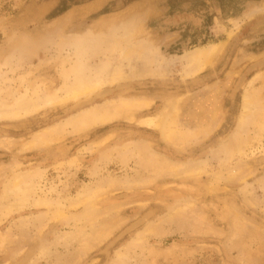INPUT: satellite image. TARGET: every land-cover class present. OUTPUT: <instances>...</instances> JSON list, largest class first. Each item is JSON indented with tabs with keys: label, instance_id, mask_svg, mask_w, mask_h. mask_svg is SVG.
<instances>
[{
	"label": "rangeland",
	"instance_id": "obj_1",
	"mask_svg": "<svg viewBox=\"0 0 264 264\" xmlns=\"http://www.w3.org/2000/svg\"><path fill=\"white\" fill-rule=\"evenodd\" d=\"M129 21L132 44L159 55L135 53L141 77L0 119V264H264V0H0V111L61 99ZM210 45L215 58L182 77V57ZM120 99L152 104L72 123ZM178 99V120L199 133L182 146L162 132ZM173 163L202 170L175 176Z\"/></svg>",
	"mask_w": 264,
	"mask_h": 264
},
{
	"label": "bare ground",
	"instance_id": "obj_2",
	"mask_svg": "<svg viewBox=\"0 0 264 264\" xmlns=\"http://www.w3.org/2000/svg\"><path fill=\"white\" fill-rule=\"evenodd\" d=\"M61 24H63V22H60V24L58 23L57 25H61ZM132 24H134V23L129 21L124 26H122L120 24L122 27H119L120 25L114 24L112 22L101 23V25L99 26V29L105 31V33L106 32L112 33V32H114L113 29L118 28V27H119V29H123L122 37H115L116 38V39L114 38L115 40H113L112 37L110 39L108 38L107 40L110 42L109 44H107V41L99 43L101 45V47L98 45L97 48H99L100 50H97V52H93L94 54L91 55L93 58L95 55H97V56H95L96 60L98 58V55H100V58L97 60L98 64L94 65L92 63L93 64L92 65L89 62L90 60L89 61L84 60V68L80 70L81 74H76L74 76L73 81L71 82L70 86L66 89V91L64 92V95L61 99L57 98L55 101H53V100H51L49 98H45V97L39 99L37 96H36L37 100H32L33 98H26L23 102L17 103V106H15V108L12 111H10V110L0 111V119L16 120V119H19L20 117H24V116L31 115L33 113L38 112L42 106L43 107L49 106L55 102L63 103V102H66L68 100L78 99L81 96L90 95L91 93H93L95 91L98 92V91H100L101 86L104 84L117 85V84H120V83H122L128 79L130 80V79H135V78L141 77V75H139V71H138L139 70L138 67H140V65L138 64V62L136 60L138 58V55L136 54L137 57H135V53H137L141 50H143V52H145L143 49L145 47L141 46V49H139L138 48L139 46L136 48L137 45L134 46L135 44L134 45L132 44L133 43L132 41L135 38L136 33H137L136 28H131ZM140 26H141V23H140ZM137 29H139L138 30V31H140L139 33L142 32V29L140 27L139 28L137 27ZM116 32H117V30H116ZM102 40H106V39L102 38ZM100 41H101V39H100ZM140 45H144V44L140 43ZM151 49H153V48L150 47L149 50H151ZM145 50L147 51L148 49L145 48ZM143 52L141 51L140 53H142V55H143ZM148 52H149V56L152 60L158 59V57H155L158 55V53L156 52V49H155V51L151 50V52L150 51H148ZM148 52H145L146 56L143 55L141 57L142 58L148 57L147 56ZM154 52H156L157 54L154 55L155 54ZM215 54H217V47L215 45H213V46L210 45L208 48H206L204 50L198 49V50L192 51L189 54L184 55L182 58L185 61V64L183 65V67L184 66L185 67L182 70L183 71L182 77H189V76H193V75L200 73L203 70V68L206 65H208V63L210 61H212V59L215 58L214 57ZM92 57H90V58L93 59ZM153 57H155V58H153ZM139 58H140V56H139ZM146 60L147 59H145V61ZM138 61H139V59H138ZM142 61H143V59L140 61V63ZM156 64H158V63H155V65ZM165 73H167V71L164 69L163 71H161V76H164ZM32 90L35 91V88H32ZM250 98H251V96H250V94L247 93V91L244 92V94L242 95V108H241V112H240L241 114L239 115V118H238V124H240V126H242L247 121V116H248L247 112H248V109L250 110V108H249L251 105L250 102L252 101V99L250 100ZM117 102L118 103H116V105H115L116 107L113 106V108L111 105L109 108L106 107V108H102L100 110H97V108L95 110L93 108L94 109L93 111H90L89 113L88 112L84 113L83 115L76 118L74 120V122H72V123L76 127H79V128H87V126L93 127V126H97V125H102V124H105L111 120L119 118V116L122 113L133 114L135 112H140L142 110L144 111V110L148 109L149 106L152 104L149 101L140 100V99H120ZM180 103H181V100L178 99L176 102V106H175V110H174L173 114L168 119V121L166 122L165 126L162 129L164 139L167 142H169L170 144L175 145V146L176 145L182 146L183 144L187 143L191 138H196L197 135L199 134L196 131H194L193 129L191 131V128H186L185 127L186 125L182 124L178 120L179 119V113H180ZM249 116H250V112H249ZM129 118H126V120L127 121L129 120L130 122H132L133 117L131 116V118L130 119ZM153 120L152 119L144 120V121L140 122V124H142V125H145V124L146 125H148V124L154 125L155 127L158 128V126L154 123ZM158 125H159V123H158ZM54 129L52 130V132L54 131ZM48 137L49 136L47 134H45V132H44L41 135L37 136L36 140L38 141V144H41ZM46 142H44L42 144H45ZM222 147H224V145ZM235 148L237 151L238 146H236ZM235 148H234V150H235ZM219 150H221V148H219ZM224 150H225V148H224ZM220 152H223V151L221 150ZM228 152H229V149H228ZM219 156H221L224 159V157H223L224 154L219 153ZM217 157H218V155H217ZM219 160H221L220 157H219ZM161 165L162 164H160L159 168L163 170V166H161ZM185 166L186 167L177 166V165L174 166V163H173L172 165H168L166 170L169 171V173L174 174L175 176L199 175L201 170H202L200 168L201 165H199V166L198 165L197 166L185 165ZM13 188L16 191L21 190V189H19V183H16ZM87 191H86V193H85L86 195H84V197H87V198L91 197L92 198V196L96 194L97 190L94 191L93 189L92 190L89 189V191L88 192ZM91 198H89V199H91ZM79 201H80V199L78 198L75 202H79Z\"/></svg>",
	"mask_w": 264,
	"mask_h": 264
},
{
	"label": "water",
	"instance_id": "obj_3",
	"mask_svg": "<svg viewBox=\"0 0 264 264\" xmlns=\"http://www.w3.org/2000/svg\"><path fill=\"white\" fill-rule=\"evenodd\" d=\"M121 87V86H120Z\"/></svg>",
	"mask_w": 264,
	"mask_h": 264
}]
</instances>
